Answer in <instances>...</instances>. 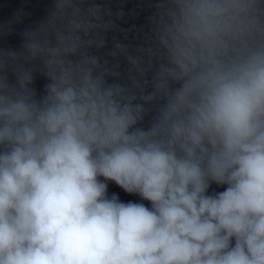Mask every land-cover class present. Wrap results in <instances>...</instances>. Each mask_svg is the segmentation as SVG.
<instances>
[{
  "label": "clouds",
  "instance_id": "1",
  "mask_svg": "<svg viewBox=\"0 0 264 264\" xmlns=\"http://www.w3.org/2000/svg\"><path fill=\"white\" fill-rule=\"evenodd\" d=\"M125 3L0 47V264H264V0Z\"/></svg>",
  "mask_w": 264,
  "mask_h": 264
},
{
  "label": "water",
  "instance_id": "2",
  "mask_svg": "<svg viewBox=\"0 0 264 264\" xmlns=\"http://www.w3.org/2000/svg\"><path fill=\"white\" fill-rule=\"evenodd\" d=\"M50 3V0H0V21L9 18L14 11L21 7H24L30 14L31 18L26 20L25 23L18 27L17 32L12 36L4 39H0V47H18L20 44V31L26 27L33 20L39 19L43 16L46 6ZM141 0H126L124 4V11L126 13V20L121 24L125 30L140 28L146 25V17L148 15L147 11H139L141 7ZM133 13H137L133 15ZM130 42L134 43L133 36L129 37ZM44 81L38 79L37 88L42 90ZM222 191L223 186L212 185L210 191ZM116 192L119 194L120 199L123 202L133 201L137 203H146V201H141L138 196L129 195L124 193L114 184L109 185V193Z\"/></svg>",
  "mask_w": 264,
  "mask_h": 264
}]
</instances>
